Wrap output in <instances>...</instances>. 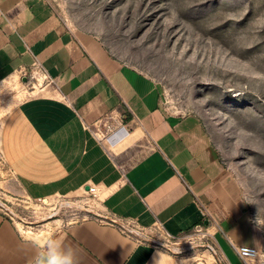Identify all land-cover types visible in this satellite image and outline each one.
<instances>
[{
    "label": "crops",
    "instance_id": "1",
    "mask_svg": "<svg viewBox=\"0 0 264 264\" xmlns=\"http://www.w3.org/2000/svg\"><path fill=\"white\" fill-rule=\"evenodd\" d=\"M29 74L37 87L0 129V157L24 195L73 198L96 187L99 214L144 228L161 223L176 238L203 224L196 195L212 217L215 244L231 264H243L234 247H256L259 236L199 120L168 110L153 80L71 29L47 0H0V82ZM108 120L114 128L102 133ZM38 224L23 230H50L79 264H185L92 218ZM34 240L0 213V264H32Z\"/></svg>",
    "mask_w": 264,
    "mask_h": 264
},
{
    "label": "rangeland",
    "instance_id": "2",
    "mask_svg": "<svg viewBox=\"0 0 264 264\" xmlns=\"http://www.w3.org/2000/svg\"><path fill=\"white\" fill-rule=\"evenodd\" d=\"M47 1L79 35L153 80L168 110L199 120L243 193L259 236L253 263L264 264V0ZM27 77L0 82V129L9 109L37 87L32 74ZM104 124L102 133L114 128ZM2 203L22 228L49 223L53 229L98 213L86 195L27 197L0 157ZM206 230L189 233L181 241L185 251L175 256L185 264H211L214 240Z\"/></svg>",
    "mask_w": 264,
    "mask_h": 264
},
{
    "label": "built area",
    "instance_id": "3",
    "mask_svg": "<svg viewBox=\"0 0 264 264\" xmlns=\"http://www.w3.org/2000/svg\"><path fill=\"white\" fill-rule=\"evenodd\" d=\"M23 77L27 76L24 75ZM86 193L89 197L95 198L97 196V189L96 187H90ZM38 200L42 201L43 199ZM194 203L200 208L203 215V224L195 230H197L196 232H200L204 229L208 231L212 217L208 214L196 195H194ZM0 213L7 217L12 223H16L15 218L21 220L10 211L4 203L0 205ZM89 214L90 215L86 219L92 218L101 224L115 227L123 236L135 240L138 244H148L155 248L165 250L172 255L182 254L185 250L183 245H181V241L190 237L176 238L169 234L161 223L144 228L136 220L124 219L116 215H101L90 212ZM208 235L212 238V234ZM234 250L243 264H254V260L258 257V250L256 247L240 246L234 247ZM208 251L214 255L216 264H231L215 242L212 241V244L208 246Z\"/></svg>",
    "mask_w": 264,
    "mask_h": 264
},
{
    "label": "clouds",
    "instance_id": "4",
    "mask_svg": "<svg viewBox=\"0 0 264 264\" xmlns=\"http://www.w3.org/2000/svg\"><path fill=\"white\" fill-rule=\"evenodd\" d=\"M32 243L35 248L32 264H79L76 251L54 235L39 237Z\"/></svg>",
    "mask_w": 264,
    "mask_h": 264
},
{
    "label": "bare ground",
    "instance_id": "5",
    "mask_svg": "<svg viewBox=\"0 0 264 264\" xmlns=\"http://www.w3.org/2000/svg\"><path fill=\"white\" fill-rule=\"evenodd\" d=\"M18 227H19L20 231H21L24 235H26V237H28V238L37 239V238H39V237H42V236H45V235H49V234H50V232H47V231H42L40 235L35 234V233H33L32 231L25 232V231H24L25 229L22 228V224H21V223H18L17 228H18ZM23 229H24V230H23ZM212 230H213V229H210L211 232H212ZM207 234H209L208 231H207ZM210 254H211V253H210ZM211 255L214 257L213 254H211ZM214 260H215V257H214Z\"/></svg>",
    "mask_w": 264,
    "mask_h": 264
},
{
    "label": "water",
    "instance_id": "6",
    "mask_svg": "<svg viewBox=\"0 0 264 264\" xmlns=\"http://www.w3.org/2000/svg\"><path fill=\"white\" fill-rule=\"evenodd\" d=\"M28 81V78L27 77H24L23 78V82H27ZM89 188H87V190H88Z\"/></svg>",
    "mask_w": 264,
    "mask_h": 264
}]
</instances>
